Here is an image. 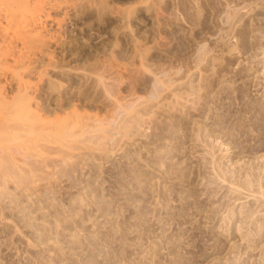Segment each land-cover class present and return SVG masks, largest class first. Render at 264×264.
Listing matches in <instances>:
<instances>
[{
  "label": "rangeland",
  "instance_id": "1",
  "mask_svg": "<svg viewBox=\"0 0 264 264\" xmlns=\"http://www.w3.org/2000/svg\"><path fill=\"white\" fill-rule=\"evenodd\" d=\"M1 2L9 101L31 80L61 109L44 129L0 101V264H261L264 235L221 220L255 196L221 209L213 160L264 177V0H42L43 41L27 4Z\"/></svg>",
  "mask_w": 264,
  "mask_h": 264
},
{
  "label": "bare ground",
  "instance_id": "2",
  "mask_svg": "<svg viewBox=\"0 0 264 264\" xmlns=\"http://www.w3.org/2000/svg\"><path fill=\"white\" fill-rule=\"evenodd\" d=\"M2 2L1 3H6L7 5H9L10 3H17L16 5H18V3H21V4H23V3H25V4H27L28 5V7H29V9L27 10V12H29V15H26V19H27V26H28V28L29 29H25L26 31H28V33H29V36H28V33L25 31V33H27V36L28 37H35L36 39L35 40H37V39H41L42 41H43V39H45V37H44V34H42V28H43V25H45V23L43 24V22L41 21L42 20V11H43V5L42 4H44V3H41V1L42 0H34L35 2H33V3H31V0H1ZM29 3H31V6H30V4ZM2 8H1V6H0V20H1V15H2ZM4 14V13H3ZM8 14V13H7ZM10 16H12V15H14V13L12 12V13H10L9 14ZM8 15V16H9ZM44 15V14H43ZM29 16V17H28ZM9 18V17H8ZM44 18V17H43ZM45 19V18H44ZM8 23V22H7ZM8 25V24H7ZM6 25V26H7ZM0 26H1V24H0ZM21 26H23V25H21ZM46 26V25H45ZM3 27V26H2ZM2 27H1V29H2ZM5 29H7V28H5ZM3 30V29H2ZM1 30V31H2ZM23 30V29H22ZM8 31V30H7ZM6 32V31H5ZM4 32V33H5ZM9 32V31H8ZM1 33V32H0ZM46 35H48L46 32H44ZM2 34H3V31H2V33L0 34V38H2V37H4L5 36V34H3L4 36H2ZM23 34H24V32H23ZM22 34V35H23ZM16 35V34H15ZM2 36V37H1ZM18 36H20V35H18ZM25 36H26V34H25ZM5 37H7V36H5ZM4 37V38H5ZM10 37V36H9ZM17 37V36H16ZM38 37V38H37ZM47 37V36H46ZM12 38H14V37H12ZM23 37L21 36V38H19V39H22ZM43 38V39H42ZM48 38V37H47ZM46 38V39H47ZM10 39V38H9ZM23 39H25V38H23ZM51 39H52V37H51ZM1 40V39H0ZM8 40V39H7ZM7 40L6 41H4V42H6L7 44V47L8 48H6V50H5V52H3L2 50V53L6 56V52L8 53V55H10L11 53H10V51L12 52V54H13V51L11 50V49H13L14 48V46H13V41H11V40H8V42H7ZM18 40V39H17ZM63 40V39H62ZM62 40H60V41H62ZM29 41V40H28ZM31 41H33L32 39H31ZM41 41V42H42ZM14 42H15V40H14ZM39 42V41H38ZM45 42V41H44ZM55 42V41H54ZM53 42V43H54ZM17 43H19V42H17ZM24 43V42H23ZM26 44L28 43V42H25ZM30 43V42H29ZM15 44V43H14ZM31 44V43H30ZM36 44H37V41H36ZM38 44H42V43H38ZM45 44V43H44ZM57 44V43H56ZM1 45H3V44H1ZM46 45V44H45ZM47 45H48V43H47ZM20 46V45H19ZM22 46V45H21ZM29 46H32V45H29ZM39 47H41V45H38ZM38 46H36L35 45V47H38ZM47 47V46H46ZM4 48V47H3ZM18 48H20V47H18ZM45 48V47H44ZM0 49H1V47H0ZM8 49L10 50L9 52H8ZM21 49V48H20ZM41 49H42V47H41ZM46 49V48H45ZM49 49H51V48H49ZM4 50V49H3ZM22 50H23V46H22ZM40 51V50H39ZM22 52V51H21ZM10 53V54H9ZM39 53V52H38ZM40 53H41V51H40ZM54 53V52H53ZM27 54H29V53H27ZM27 54H25V55H27ZM35 54V53H34ZM33 54V55H34ZM55 54V53H54ZM4 55H2L1 57L3 58V60H4V58L5 57H3ZM6 56L7 58V60H6V62L8 61V57L9 56ZM20 55H22V54H20ZM30 55V54H29ZM32 55V54H31ZM30 55V56H31ZM38 55V54H37ZM49 55V54H48ZM48 55H47V58H48ZM23 56V55H22ZM44 56V55H43ZM12 57V56H11ZM21 56H17V57H13V58H15V59H13V61L15 62V63H23V66L26 64V63H28L27 61H26V63H25V57H21ZM32 57V56H31ZM44 57H46V56H44ZM56 56H54V55H52V53H50V56H49V58L51 59V60H55L54 58H55ZM35 58H37V57H35ZM40 59V58H39ZM49 59V60H50ZM31 60H32V58H31ZM37 60V59H36ZM35 60V61H36ZM29 61H30V59H29ZM59 61H61V60H59ZM1 62H2V60H1ZM3 62H5V61H3ZM8 62H10V61H8ZM39 62H41L40 60H39ZM25 63V64H24ZM47 63V62H46ZM62 63V62H61ZM3 64H5V63H3ZM9 64V63H8ZM40 64V63H39ZM15 65V64H14ZM28 65V64H27ZM29 65H31V63L29 64ZM34 65V64H33ZM42 65V64H41ZM40 65V66H41ZM47 65V64H46ZM5 66L7 67V68H5V69H8V67H9V65H7V64H5ZM11 66V65H10ZM13 66V65H12ZM35 66H36V64H35ZM39 66V65H38ZM54 66V65H53ZM57 66H58V63H57ZM1 67V66H0ZM21 67H22V65H21ZM31 67V66H30ZM47 67H48V65H47ZM15 68V67H14ZM33 68V67H32ZM36 68V67H35ZM3 70H4V68H2ZM16 69V68H15ZM22 69L25 71V69H24V67H22ZM31 69V68H30ZM46 69V68H45ZM62 69V68H61ZM21 70V69H20ZM20 70L18 71L19 73H20ZM27 70H28V68H27ZM0 71H1V69H0ZM65 71V70H64ZM9 72V71H8ZM14 72V71H13ZM43 72V71H42ZM45 72V71H44ZM44 72H43V74H44ZM1 73V72H0ZM62 73V72H61ZM4 74V73H3ZM2 74V75H3ZM6 74V73H5ZM60 74V73H59ZM66 74V73H65ZM1 75V76H2ZM7 75V74H6ZM6 75H4V76H6ZM10 75V74H9ZM11 75H12V73H11ZM40 76H41V74H40ZM44 76V75H43ZM42 76V77H43ZM12 77V76H11ZM10 77V79H12ZM14 77V76H13ZM64 77V76H63ZM15 78V77H14ZM2 79V78H1ZM9 79V80H10ZM17 79V78H16ZM5 80V79H4ZM14 79H12V81H13ZM18 80V79H17ZM16 80V81H17ZM28 80V79H27ZM59 80H61V79H59ZM72 80V79H71ZM70 80V81H71ZM11 80H10V83H13ZM30 82H26V84H25V82L23 83H21V87L23 86L24 87V89H22V88H20V89H22L21 91H19L18 92V95H16V96H14L15 98H13L12 100H10L9 101V98H8V95L9 94H7V89L5 90V88H4V86L5 85H3L2 86V84H0V101H1V105H3V106H5V107H7V110H8V108H10L11 109V106H12V109L11 110H13V108H15L13 111H14V113H16V111H17V113L19 114V115H21V117H22V115H23V117L25 116V118H27V121H29V122H26V121H24V122H26L28 125H29V127H30V125H32L33 126V123L35 124V123H37L36 125L38 126L39 124L40 125H45V124H49L50 125V123H51V121L53 120V121H55L56 123H57V121L56 120H54L53 118H51V121H49L48 119V116L49 115H51V113H53V114H55L56 112H59L60 113V111H58V110H60L61 109V107L60 106H56V107H54L53 109H49L48 108V106L46 107V105H44V103H42L41 102V100H38L35 96H31V92L29 91V89H33V87H30V83H33V82H31V80H29ZM6 82V81H5ZM19 82V81H18ZM17 82V83H18ZM52 82V81H51ZM9 83V84H10ZM50 83V82H49ZM60 83V82H59ZM62 83V82H61ZM68 83V82H67ZM5 84V83H4ZM24 84H25V86H24ZM56 84V83H55ZM53 85L54 87H56V85ZM66 84V83H65ZM69 84V83H68ZM38 86V85H37ZM51 87V86H50ZM64 87V86H63ZM8 88V87H7ZM58 88V87H57ZM31 89V90H32ZM51 89V88H50ZM40 90V89H39ZM47 90V89H46ZM49 90V89H48ZM35 91V90H34ZM37 91V90H36ZM53 91V90H52ZM52 93V92H51ZM36 95V94H35ZM37 96V95H36ZM13 97V96H12ZM62 97H63V95H62ZM66 99V98H65ZM33 101H36V107H34L33 105ZM71 101V100H70ZM78 101V100H77ZM3 103V104H2ZM58 104V103H57ZM69 104H71L72 105V102L71 103H69ZM74 104V103H73ZM120 104V103H119ZM122 104V103H121ZM128 105H130V104H128ZM132 105V104H131ZM70 106V105H69ZM84 106V105H83ZM117 106V105H116ZM2 107V106H1ZM34 107V108H33ZM127 107V106H126ZM125 107V108H126ZM133 107V106H132ZM52 108V107H51ZM73 109L71 110V112H68V114H65V115H75L76 117L78 116V117H84L85 118V116H89V115H91L90 114V112H87V110L85 111V110H83V112H82V110L80 109V107H79V105H77V104H74V106L72 107ZM4 109V108H3ZM9 109V110H10ZM16 110V111H15ZM63 111V110H62ZM118 111V110H117ZM117 111H116V113L115 114H117ZM121 111V110H120ZM120 111H118V113H120ZM124 111V110H123ZM125 112V111H124ZM124 112H122V114L124 113ZM11 113H13V112H11ZM16 113V114H17ZM48 113H50L49 115H48ZM70 113V114H69ZM15 114V115H16ZM57 114V113H56ZM121 114V115H122ZM125 114H126V112H125ZM19 115H17V116H19ZM61 115V114H60ZM85 115V116H84ZM58 116V115H57ZM61 116H63V115H61ZM94 116V115H93ZM141 116V115H140ZM4 117H7V116H5L4 115ZM52 117V116H51ZM58 117H60V116H58ZM64 117H67V116H64ZM63 117V118H64ZM11 118V117H10ZM17 118V117H16ZM18 118H20V117H18ZM55 118V117H54ZM57 118V117H56ZM60 118H62V117H60ZM60 118H57V119H59V120H62V119H60ZM69 118V117H68ZM0 119H1V117H0ZM7 119V118H6ZM22 119V118H21ZM65 119V118H64ZM63 119V120H64ZM75 119V118H74ZM90 119H91V117H90ZM142 119V118H141ZM4 120V119H3ZM8 120V119H7ZM26 120V119H25ZM76 120V119H75ZM1 121V120H0ZM50 123H49V122ZM67 121V120H66ZM94 121H96V120H94ZM93 121V122H94ZM99 121V120H98ZM7 122V121H6ZM62 122V121H61ZM1 123V122H0ZM12 123V122H11ZM26 123H25V125H26ZM60 123V122H59ZM69 123V122H68ZM90 124H92L91 122H89ZM88 123V124H89ZM2 124V123H1ZM6 124H8V123H6ZM5 124V125H6ZM14 124V123H13ZM62 124V123H61ZM66 124V123H65ZM88 124H87V126H88ZM89 124V125H90ZM27 125V126H28ZM53 125H54V122H53V124L52 125H50L51 126V128L53 127ZM36 126V127H37ZM50 126H49V128H50ZM99 126V125H98ZM4 127V126H3ZM6 127V126H5ZM12 127H14V126H12ZM17 128H19L18 126H16ZM21 127V126H20ZM39 127H41V126H39ZM47 127V126H46ZM46 127H44L43 126V128L44 129H47ZM55 127H56V125H55ZM86 127V126H85ZM89 127V126H88ZM91 127V126H90ZM8 128H9V126H8ZM22 128H24V127H22ZM43 128H41V129H43ZM0 129H1V127H0ZM3 129V128H2ZM6 129H7V127H6ZM54 129V128H53ZM97 129H98V132L97 133H99V128L97 127ZM96 129V130H97ZM105 129V128H104ZM13 130V129H12ZM23 130V129H22ZM25 130V129H24ZM29 130L30 129H28L27 128V131L29 132ZM49 130V129H48ZM60 130V129H59ZM61 130H62V127H61ZM95 130V129H94ZM100 130H103V128H101ZM6 131V133H7V130H5ZM26 131V130H25ZM24 131V132H25ZM90 131H92V130H90ZM1 132V131H0ZM24 132H23V134L22 135H28V134H24ZM105 132H106V130H105ZM9 133V132H8ZM13 133V132H12ZM31 133V132H30ZM29 133V134H30ZM59 133V132H58ZM103 133V132H102ZM10 134V133H9ZM1 135V134H0ZM98 135V134H97ZM99 135H101V133L99 134ZM103 135H104V133H103ZM103 135H101V138L103 137ZM46 136V135H45ZM47 137V136H46ZM99 137V136H98ZM7 138V137H6ZM11 137H9L8 136V139H10ZM12 139V138H11ZM29 140V139H28ZM210 146V145H209ZM211 148V147H210ZM211 150H212V148H211ZM211 150H209V152L211 151ZM172 153V152H171ZM211 153V152H210ZM212 154V153H211ZM210 154V155H211ZM212 156V155H211ZM215 156V155H214ZM213 156V157H214ZM216 158V157H215ZM214 162V172H216V175L218 176V178H220V179H222V182H227V183H229L230 185H232L233 187L231 188V186L229 187V186H227L228 188H231L230 189V191H231V195H229L228 196V198L227 199H225V201L221 204V209H225V208H232L231 207V205L234 203V202H236V201H238V200H241V199H245L246 197H247V194H248V196L250 195H253V196H255V198L253 197L252 198V200L251 201H248L246 204L247 205H244V210H242V211H240V213H237V212H235V210H234V212L231 214H228V215H226L225 217H223L221 220H224V221H226V222H228L229 223V220L231 221L232 219H234L235 217H236V219L237 220H239V221H241L242 222V218L244 217V218H246V220L247 221H245V220H243L244 222H242L243 224H248V230L249 229H251V232L253 231V233L254 234H252L251 235V232H250V230H249V232L250 233H247L246 232V234L245 235H243L242 234V239L241 240H245L246 239V241L248 242V243H252V241L254 242L255 240L257 241L259 238H261V237H263V235H264V219H262V216H260V218H259V216H257V217H254V215L256 214V213H258L259 211H260V207L261 206H263V204H264V200H263V198H264V177H261L262 175H261V173H259V172H256V171H253V172H251V173H249L248 174V176L246 177V179H243L242 180V178H240L239 177V169H237V171L235 170L234 172H233V174H231L229 177H227V175H226V172L223 170V168H221L222 166V162L221 163H219L220 162V160L218 161V159L216 158V159H214L213 160ZM235 163H237V161L235 162ZM240 170H241V168H240ZM225 172V173H224ZM217 180V179H216ZM221 181V180H220ZM253 182H257L256 184V186L254 185V183ZM212 183H216V181H212ZM217 183H219V182H217ZM216 183V184H217ZM254 186H253V185ZM223 187V186H222ZM220 189H221V187H220ZM246 191V192H248V193H246V196L245 197H242V192L243 191ZM218 192V191H217ZM244 193V192H243ZM252 193V194H251ZM243 195H245V193L243 194ZM252 197V196H251ZM247 199H249V197L247 198ZM253 199H255V201L253 200ZM231 200H233V201H231ZM202 206V205H201ZM203 207V206H202ZM262 209H261V211L262 210H264V206L263 207H261ZM260 211V212H261ZM203 212H205V214H204V216L206 217V218H212V220H215V215L214 216H211V212H213L211 209H208L207 207H203ZM259 212V213H260ZM257 215V214H256ZM255 215V216H256ZM213 222V221H212ZM211 222V223H212ZM234 222V221H233ZM233 226V225H232ZM232 233V232H231ZM232 235V234H231ZM257 237V238H256ZM231 240H232V238H231ZM240 240V239H239ZM246 241H244V242H246ZM236 242V241H235ZM236 244V243H235ZM217 245H218V243H217ZM249 245V244H248ZM232 246H234V245H231V247L230 248H232ZM237 246H238V244H237ZM237 246H235L234 248H236ZM239 246H241V243H240V245ZM242 246H244V245H242ZM256 246H257V244H256ZM217 247V246H216ZM247 247V246H246ZM240 248V247H239ZM248 248H249V250L251 249V250H254L255 249V247L253 246V244L251 245L250 244V246H248ZM247 248V249H248ZM233 249V248H232ZM232 249H230L229 251L230 252H227V253H229V255H230V253H235L234 251H239L238 249L236 250H232ZM256 250V249H255ZM217 252H219V251H217ZM264 252V251H263ZM238 253V252H237ZM249 253H250V251H249ZM215 254H217V253H215ZM239 254V253H238ZM235 255V254H234ZM242 255V254H241ZM262 255H264V254H262ZM235 256H237V254L235 255ZM227 257V256H226ZM217 258H219V257H217ZM237 258L238 259H240L241 257H240V255L239 256H237ZM264 261V260H263ZM262 261V262H263ZM229 262H230V260H229ZM262 262H261V264H262ZM221 263V262H220ZM239 264V263H238ZM263 264H264V262H263Z\"/></svg>",
  "mask_w": 264,
  "mask_h": 264
}]
</instances>
